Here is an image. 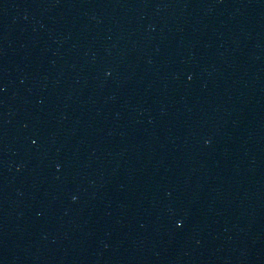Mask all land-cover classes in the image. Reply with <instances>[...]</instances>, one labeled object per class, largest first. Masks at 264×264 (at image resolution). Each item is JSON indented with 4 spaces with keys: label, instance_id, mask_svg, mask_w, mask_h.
Instances as JSON below:
<instances>
[{
    "label": "water",
    "instance_id": "water-1",
    "mask_svg": "<svg viewBox=\"0 0 264 264\" xmlns=\"http://www.w3.org/2000/svg\"><path fill=\"white\" fill-rule=\"evenodd\" d=\"M0 264H264V0H0Z\"/></svg>",
    "mask_w": 264,
    "mask_h": 264
},
{
    "label": "snow or ice",
    "instance_id": "snow-or-ice-1",
    "mask_svg": "<svg viewBox=\"0 0 264 264\" xmlns=\"http://www.w3.org/2000/svg\"><path fill=\"white\" fill-rule=\"evenodd\" d=\"M33 143H35V141H33Z\"/></svg>",
    "mask_w": 264,
    "mask_h": 264
}]
</instances>
